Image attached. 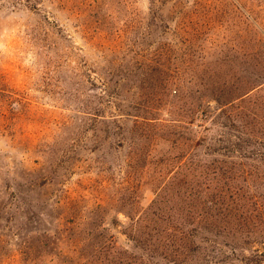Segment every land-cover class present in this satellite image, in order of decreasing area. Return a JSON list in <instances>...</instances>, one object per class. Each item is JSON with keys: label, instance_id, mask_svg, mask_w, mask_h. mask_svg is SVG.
<instances>
[{"label": "rangeland", "instance_id": "1", "mask_svg": "<svg viewBox=\"0 0 264 264\" xmlns=\"http://www.w3.org/2000/svg\"><path fill=\"white\" fill-rule=\"evenodd\" d=\"M0 264H264V0H0Z\"/></svg>", "mask_w": 264, "mask_h": 264}]
</instances>
